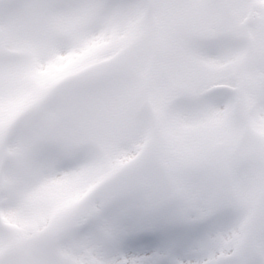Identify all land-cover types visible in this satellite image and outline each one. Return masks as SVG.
Wrapping results in <instances>:
<instances>
[{"label": "rangeland", "instance_id": "374dc122", "mask_svg": "<svg viewBox=\"0 0 264 264\" xmlns=\"http://www.w3.org/2000/svg\"><path fill=\"white\" fill-rule=\"evenodd\" d=\"M151 4L0 0V264H81L73 245L93 259L121 255L115 264L151 256L121 252L117 234L161 197L175 225L203 239L195 188L216 178L206 122L227 113L242 146H264V0ZM214 43L233 55L214 64L188 50ZM66 48L74 58L59 64ZM28 202L58 209L32 222Z\"/></svg>", "mask_w": 264, "mask_h": 264}, {"label": "snow or ice", "instance_id": "6c2138e0", "mask_svg": "<svg viewBox=\"0 0 264 264\" xmlns=\"http://www.w3.org/2000/svg\"><path fill=\"white\" fill-rule=\"evenodd\" d=\"M205 127L215 130L211 164L216 178L195 188L203 202L200 214L208 218L196 232L206 234L207 245L222 254L210 264H264V146H242L240 130L229 126L227 113H213ZM162 201L135 215L117 234L120 247L152 255L121 264H172L158 255L183 249L192 239L193 231L178 228ZM239 204L247 209V220L237 212Z\"/></svg>", "mask_w": 264, "mask_h": 264}, {"label": "bare ground", "instance_id": "6f19581e", "mask_svg": "<svg viewBox=\"0 0 264 264\" xmlns=\"http://www.w3.org/2000/svg\"><path fill=\"white\" fill-rule=\"evenodd\" d=\"M119 11H117L118 13ZM13 14L7 15V16H12ZM121 15V13L119 14ZM70 19H64L63 23L67 24ZM75 20V18H74ZM251 16H248V18L243 22V28L245 30H248V26L250 24ZM121 22V20H120ZM113 28V26H112ZM115 34V33H114ZM100 36L98 40H104L105 39V34L103 31L97 32L94 34V38ZM192 46V47H191ZM56 49V48H55ZM188 50L190 52L197 54V55H202L203 57L206 56L209 58L211 63L214 64H221L224 63L227 59H229L230 54L233 55L232 51L228 50L225 44L222 43H214V44H192L188 46ZM73 54L68 50L67 48L64 49L61 54L59 55L58 58V63L59 64H65L71 59H73ZM48 73V71H45ZM50 205L49 203H42V202H28L26 210L29 213L30 219L32 222H34L39 214L42 213L40 210L41 207L48 206ZM50 207L53 210H57V207H53L50 205ZM21 215V213L19 212ZM18 218V217H17ZM99 229V228H98ZM98 232V231H96ZM93 234V233H92ZM95 234V235H94ZM94 236H96V233L94 232ZM207 236L205 235L203 239L199 238H192L189 243L187 244V249L183 250L180 252L179 255H173L174 251L178 252L179 250H174V251H169L167 253H162L158 255L159 258H165L169 260L168 258H171L172 264H210L211 261L217 260L221 257V253L211 247H209L206 243ZM87 244L93 243L91 245L94 248H99L97 244L94 245V240H88L85 241ZM90 245V244H89ZM72 247L78 249L77 254L81 253L84 256V262L81 264H115L118 263L117 260L119 257L115 258L114 256L108 257H100V259H93L88 252L86 251H81V245H73ZM104 247H107L104 242ZM119 250L122 252L123 248L120 247ZM151 254V253H150ZM152 255V254H151ZM124 261H129L131 262L130 258L127 260L123 259ZM170 261V260H169Z\"/></svg>", "mask_w": 264, "mask_h": 264}]
</instances>
